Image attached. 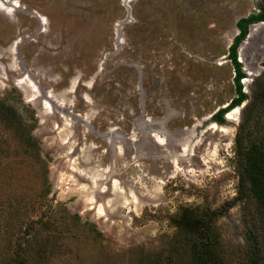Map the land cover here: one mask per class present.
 <instances>
[{"label":"rangeland","instance_id":"obj_1","mask_svg":"<svg viewBox=\"0 0 264 264\" xmlns=\"http://www.w3.org/2000/svg\"><path fill=\"white\" fill-rule=\"evenodd\" d=\"M262 6L0 0V264L24 249L28 264H195L173 237L186 211L238 196L248 101L235 121L213 117L238 98L237 23ZM237 58L251 100L264 90V22ZM254 110L255 139L264 98ZM41 219L46 232L26 246L23 230ZM215 224L229 264H243L264 211L238 202Z\"/></svg>","mask_w":264,"mask_h":264},{"label":"trees","instance_id":"obj_2","mask_svg":"<svg viewBox=\"0 0 264 264\" xmlns=\"http://www.w3.org/2000/svg\"><path fill=\"white\" fill-rule=\"evenodd\" d=\"M264 22V6L258 13L252 14L238 21L239 35L230 47L229 59L231 60L236 74L235 84L238 98L231 104L230 108L221 110L213 120L224 124V116L230 110L248 103L245 106L246 113L239 126L236 137V153L240 160V182L238 196L234 201L227 202L219 210L205 212L186 211L178 220L180 231L173 237L178 248L189 249L194 257L195 264H229L227 252L222 244L216 229L217 218L229 211L233 204L242 202L245 205H256L264 211V136L260 132L254 139V131L258 129L259 122L255 120V108L259 100L264 98V90L255 92L250 100L243 92L241 80L246 78L241 64L238 62L237 50L240 44L249 35L250 26ZM2 112V111H1ZM8 113V110H6ZM248 112V115H247ZM230 113V112H229ZM257 114V113H256ZM255 116V117H254ZM245 139L247 142H245ZM40 224L42 226H40ZM47 224L43 219L32 220L23 230L25 245L35 246L40 238V233L46 232ZM257 232H253L247 238L248 245L241 252L243 264H264V253L262 248V236H264V225L256 226ZM262 234V235H261ZM30 250V249H29ZM26 249L20 250L13 264H28L30 253ZM39 252H46L40 249Z\"/></svg>","mask_w":264,"mask_h":264},{"label":"bare ground","instance_id":"obj_3","mask_svg":"<svg viewBox=\"0 0 264 264\" xmlns=\"http://www.w3.org/2000/svg\"><path fill=\"white\" fill-rule=\"evenodd\" d=\"M238 112H239V109H235L234 111L228 113L226 117H227L229 120L235 121V120H236L235 115H236ZM237 118H238V117H237ZM131 196H132V195H131Z\"/></svg>","mask_w":264,"mask_h":264},{"label":"flooded vegetation","instance_id":"obj_4","mask_svg":"<svg viewBox=\"0 0 264 264\" xmlns=\"http://www.w3.org/2000/svg\"><path fill=\"white\" fill-rule=\"evenodd\" d=\"M229 112H230V111H229ZM229 112H228V113H229ZM228 113H227V114H228ZM227 114H225L224 118H226V115H227ZM214 122H215V121H214Z\"/></svg>","mask_w":264,"mask_h":264},{"label":"water","instance_id":"obj_5","mask_svg":"<svg viewBox=\"0 0 264 264\" xmlns=\"http://www.w3.org/2000/svg\"><path fill=\"white\" fill-rule=\"evenodd\" d=\"M227 116V115H226Z\"/></svg>","mask_w":264,"mask_h":264}]
</instances>
